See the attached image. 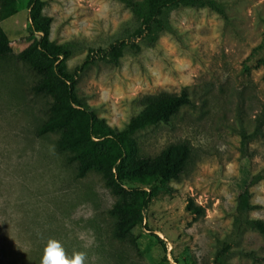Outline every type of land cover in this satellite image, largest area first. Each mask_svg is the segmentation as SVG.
Here are the masks:
<instances>
[{
	"label": "rangeland",
	"instance_id": "1",
	"mask_svg": "<svg viewBox=\"0 0 264 264\" xmlns=\"http://www.w3.org/2000/svg\"><path fill=\"white\" fill-rule=\"evenodd\" d=\"M215 1L224 16L171 8L149 41L131 35L140 19L122 0H44L49 39L71 46L69 71L115 40L140 45L126 47L118 64L96 57L78 70L77 97L121 129L146 98L184 89L188 105L132 138L140 156L182 142L190 153L177 179L127 185L152 196L142 221L118 239L109 210L136 192L113 194L96 171L78 178L76 162L57 150L58 134L36 133L52 102L31 90L39 75L0 59V264H41L49 240L69 258L86 252L85 264H264V236L244 223L264 220V0ZM27 2L16 0L15 14L0 20L14 55L38 39L28 32ZM245 189L254 207L240 214ZM189 199L203 215L191 212Z\"/></svg>",
	"mask_w": 264,
	"mask_h": 264
},
{
	"label": "trees",
	"instance_id": "2",
	"mask_svg": "<svg viewBox=\"0 0 264 264\" xmlns=\"http://www.w3.org/2000/svg\"><path fill=\"white\" fill-rule=\"evenodd\" d=\"M140 21L133 28V37H145L153 41L164 26V14L175 7H207L224 16V10L215 0H122ZM44 0H28V32L38 35L34 46L14 55L10 40L0 27V59L13 57L28 64L29 68L39 75L32 85L35 94L50 95L52 102L49 116L37 129V135L57 133V150L68 152V163L76 162V176L84 177L89 171L102 174L106 186L115 195L136 192L131 201L123 200L113 206L109 213L116 217L114 236L123 239L137 223L142 221L151 193L140 195L137 187H128L134 182L144 185L160 181L177 179L183 172L190 149L186 142L170 144L155 157L140 156L132 134L140 129L160 122L168 123L185 105L190 103L186 90L177 95L146 98L142 109L132 116L121 128L108 125L104 118L94 111L75 93L77 71L95 62L96 57L118 64L126 47L139 50L135 42L126 43L115 40L98 52L89 51L81 65L69 71L65 60L71 54L69 43H56L49 39L51 17L42 14ZM16 12V0H0V20ZM187 207L197 216L204 214L201 206L194 205L191 199ZM249 194L245 189L237 198L236 209L240 214L252 209ZM244 223L253 227L264 236V220L245 218Z\"/></svg>",
	"mask_w": 264,
	"mask_h": 264
},
{
	"label": "clouds",
	"instance_id": "3",
	"mask_svg": "<svg viewBox=\"0 0 264 264\" xmlns=\"http://www.w3.org/2000/svg\"><path fill=\"white\" fill-rule=\"evenodd\" d=\"M92 242V240H89L85 247H89ZM86 260V252H74L72 257L69 258L59 241L49 240L44 249L41 264H85Z\"/></svg>",
	"mask_w": 264,
	"mask_h": 264
}]
</instances>
